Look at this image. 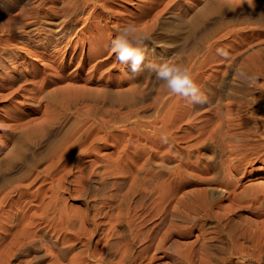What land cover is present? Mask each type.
<instances>
[{
	"label": "rangeland",
	"instance_id": "obj_1",
	"mask_svg": "<svg viewBox=\"0 0 264 264\" xmlns=\"http://www.w3.org/2000/svg\"><path fill=\"white\" fill-rule=\"evenodd\" d=\"M165 1L110 0L90 27L82 18L92 6L84 0H0L4 37L42 36L57 28L46 24L50 18H81L63 40L77 32L68 52L51 59L26 57L28 46L18 43L24 48L16 63L30 74L15 82L23 85L18 95L0 100V264H264V26L250 17H202L193 36L174 40L162 25L185 22L181 12L198 5ZM129 24L155 44L170 42L155 58L150 44L148 61L188 67L208 102L190 104L153 72L133 75L117 61L111 41ZM76 49L84 62L80 53L70 57ZM59 69L86 93L78 112L68 95L56 103L38 95L56 86L41 83L42 75L53 79ZM43 105L61 119L62 143L40 154ZM7 123L18 126L8 130ZM44 169L57 173L45 177Z\"/></svg>",
	"mask_w": 264,
	"mask_h": 264
},
{
	"label": "bare ground",
	"instance_id": "obj_2",
	"mask_svg": "<svg viewBox=\"0 0 264 264\" xmlns=\"http://www.w3.org/2000/svg\"><path fill=\"white\" fill-rule=\"evenodd\" d=\"M110 0H84V3L91 5L92 9L91 11H89L88 15H86L85 17H83V25H87L92 27L91 25H89V18L90 17H102L103 14H106L108 11V4H109ZM126 1V0H125ZM165 1V0H164ZM185 1V0H184ZM197 2L198 7L194 10L191 11L189 8L186 7V9L181 12V16L179 17H188L187 20L185 22H169L166 23L164 25H162V33H166L163 35H167L169 36V38L174 39V40H178V37L182 35V32H184L183 36L184 37H188V35H190L192 33L193 36V32L195 31V29H197V27L202 23V17H250L252 19L255 20V22L260 23L259 26H264V0H195ZM161 2V1H160ZM167 1H165V3L163 5H161V7L159 9H157L156 11H154V13L152 14V17H157L161 10L165 8ZM170 2V1H169ZM192 2V1H191ZM152 4V3H151ZM162 4V3H161ZM169 4V3H168ZM192 5V4H191ZM155 6V5H154ZM188 6V5H187ZM81 7V6H80ZM100 7L99 11L96 15L92 16L93 10ZM185 7V6H184ZM148 8V7H147ZM192 8V6H191ZM193 10V9H192ZM152 11V10H151ZM143 12V11H141ZM80 13V12H79ZM151 14V13H150ZM135 17V16H132ZM64 18V19H63ZM61 18V20H53V18H50L51 20L46 23L49 24L51 26H57V28H54V30H50L48 33L42 35V36H38V35H33V36H27V35H9V36H1L0 35V100L1 99H9L10 97H14L16 95L19 94L20 90L22 89V84H17L15 85V82L19 81V80H23L24 82L27 80L25 78L26 74H30L29 70H25L22 69V67L24 66H20L16 63L17 58L20 57L21 51L20 53L18 52L19 49L24 48L23 46H21L22 44L25 46H28V48H26L25 50V56L29 57V56H35L38 60H44V59H51L52 57H55V54H63L65 51H67V47L69 46L71 39L76 38L77 36V32L72 36H69V40L66 39V42L63 43V40L65 37L68 38L67 35H71L72 33V26L74 24V22L76 20H79L81 18H74V20L72 19H68L65 17ZM71 18V17H70ZM247 20V19H246ZM253 20V21H254ZM97 21V20H96ZM183 21V20H181ZM39 22V21H38ZM37 22V23H38ZM46 22V21H45ZM245 22V20L243 21ZM31 23V22H30ZM33 23V22H32ZM36 23V24H37ZM92 23V22H91ZM185 23V24H184ZM204 23V22H203ZM45 24V23H44ZM250 24V23H249ZM255 24V23H254ZM252 25V23H251ZM32 26V24H31ZM30 26V27H31ZM47 26V25H46ZM149 26V25H148ZM36 26H32V28H30L31 30L34 28H36ZM248 27V26H247ZM251 28V27H249ZM29 29V30H30ZM111 29V28H110ZM201 29V27H200ZM32 30V31H33ZM36 30V29H35ZM93 30V29H92ZM144 30V29H143ZM143 30L141 29V31L143 32ZM198 30V29H197ZM203 30V29H202ZM250 30V29H249ZM75 32V31H74ZM88 32V30H87ZM89 32H91V29L89 28ZM93 32V31H92ZM245 32V31H244ZM247 32V31H246ZM250 32V31H249ZM248 32V33H249ZM198 33V32H197ZM196 33V34H197ZM201 33V31L199 32ZM110 34V33H109ZM32 35V34H30ZM204 35V34H203ZM240 35V33H239ZM190 36V37H192ZM95 37V36H94ZM109 37V36H108ZM78 38V37H77ZM83 38V37H82ZM153 38V37H152ZM150 38L151 40H146L145 41V46L147 48H152V46H154L151 49V56H153L155 58V56H157L158 51L159 50H164L166 51L167 49H169L170 46V42H163L161 43H157L155 44L157 41H160L159 39H156V42L154 39ZM68 40V41H67ZM162 41V40H161ZM77 42V40H76ZM108 42V41H107ZM18 43H20L21 45H19ZM63 43V44H62ZM72 43V42H71ZM185 44V42H183ZM105 44V43H104ZM151 44V45H150ZM172 44V43H171ZM175 44V43H174ZM179 44V43H178ZM177 44V45H178ZM187 44V43H186ZM245 44V43H243ZM90 46V45H89ZM182 46V45H181ZM245 46V45H244ZM179 47V46H178ZM195 47V46H193ZM236 47V46H235ZM61 48V50H59ZM70 47H68L69 50ZM189 48V47H188ZM262 48V47H261ZM5 49H9L8 53L5 52ZM82 49V48H81ZM171 49V48H170ZM178 49V48H177ZM181 49V48H179ZM192 49V48H191ZM200 49V48H199ZM210 49V48H209ZM234 49V47H233ZM260 49V48H259ZM237 50V49H236ZM240 50V49H239ZM238 50V51H239ZM258 50V49H257ZM261 50V49H260ZM258 50V54L259 51ZM177 51V50H176ZM68 52V51H67ZM80 53V55L82 56V61L84 62L85 59L83 57V51L82 50H73L71 52L70 57L71 58H76V56H78ZM91 53H93V49L92 48H88V60L91 59ZM255 53H257V51L255 50ZM58 56V55H57ZM63 56V55H62ZM35 58V59H36ZM55 59V58H54ZM53 60V59H52ZM23 61H25V64L28 63L29 65V61L23 59ZM46 61V60H45ZM48 61V60H47ZM46 61V62H47ZM107 61V60H106ZM49 62V61H48ZM82 62V63H83ZM156 62V61H155ZM94 63V62H93ZM96 63V62H95ZM51 64V63H50ZM22 65V64H21ZM53 65V63H52ZM92 66V70L91 72L89 71V75H87V78H94L93 75H95V71H96V64H91ZM90 66V67H91ZM26 67V65H25ZM81 68V67H80ZM33 69V68H32ZM39 70V68L37 69ZM98 70V69H97ZM78 71V70H77ZM47 72V71H46ZM43 74V73H42ZM54 74V72H53ZM52 74V75H53ZM99 74V73H98ZM32 76V74L30 75ZM29 77V76H28ZM47 73L46 75H42L41 77V83L44 81V85H46L48 82H50L49 84H53L55 83L56 86L46 89V91H41V89L38 90V95H40L42 93L41 96L43 97H48L50 99V101L54 102V101H58V97H60V99H64L66 97V95H68L69 97H66L65 100H73L75 101L74 107L76 112H78V107L76 106V103L78 102L79 99H81L84 95L86 96V93H82L80 92V88H78L77 85H75L74 83L77 82L75 81L76 78H72L69 77V81H65L64 82V78L65 75L63 74V70L59 69L58 73L55 74L53 79H49L47 80ZM97 78V77H96ZM26 79V80H25ZM92 79L88 80V83L94 82ZM47 80V82H46ZM67 80V76L66 79ZM30 81V80H29ZM37 82V81H36ZM39 82V81H38ZM35 83V82H34ZM87 83V81H86ZM80 84V83H78ZM37 85V84H36ZM34 85V89L36 88ZM87 85V84H86ZM33 87V86H32ZM44 87V86H43ZM80 87V86H79ZM27 88V87H26ZM31 88V87H30ZM46 88V87H45ZM90 89V88H89ZM96 89V88H95ZM107 89V88H106ZM130 89V88H129ZM27 90V89H26ZM32 91V89H30ZM37 90V88H36ZM45 90V89H44ZM86 90V89H85ZM88 90V89H87ZM93 90V89H92ZM81 91H82V87H81ZM104 91V90H103ZM36 92V91H35ZM131 92V91H130ZM22 93V92H21ZM99 94V93H98ZM103 94V93H102ZM93 95V96H92ZM91 95V92L87 93V96L90 97L92 96V100L94 99V94ZM39 97V96H38ZM45 99V98H44ZM88 99V98H87ZM39 100V99H38ZM37 100V101H38ZM41 100V99H40ZM89 100V99H88ZM56 101V102H57ZM94 101V100H93ZM98 101V100H96ZM26 102V101H25ZM48 102V101H47ZM54 102V103H56ZM66 102V101H65ZM37 103V102H36ZM50 102H48L49 104ZM67 103V102H66ZM66 103H62L61 102V109L65 110L66 108ZM99 103V102H98ZM106 103V102H105ZM29 104V103H28ZM34 104V103H33ZM53 104V103H52ZM37 105V104H36ZM42 105V104H41ZM80 105V104H79ZM83 105V103H82ZM90 105V104H89ZM96 105V104H95ZM44 107V105H43ZM100 107V106H99ZM45 108V107H44ZM47 109H48V113H50L51 111L54 112V109H49V105H47ZM43 109L42 112V118L38 125L40 127H42L38 133L40 136L39 141H37V143L39 142V144L41 143V140L43 138L46 139V145L43 144L45 147L43 148V150L37 151L40 154L44 153V152H48V151H54L56 149H58V144H60L59 142L62 143V140L57 141V139L59 137H61V135H59L60 131L58 129L57 126L60 125L61 119H59V117H55L51 115H48L46 113V110ZM60 109V108H59ZM84 109V108H83ZM35 110V109H34ZM56 110V109H55ZM87 110V108H86ZM6 111V110H5ZM61 111V110H60ZM59 111V113H60ZM91 111V112H90ZM105 111V110H104ZM4 112V111H3ZM52 112V113H53ZM56 112V111H55ZM54 112V113H55ZM64 112V111H63ZM106 112V111H105ZM87 113V112H86ZM85 113V114H86ZM89 113H92V107L89 109ZM3 114V113H2ZM9 112L7 113V120H9L10 118L13 117V115H8ZM30 114V113H29ZM84 114V113H83ZM53 115V114H52ZM88 115V114H87ZM11 116V117H9ZM40 116V117H41ZM58 116V114H57ZM93 116V115H91ZM39 118V117H38ZM61 118V117H60ZM77 119V118H76ZM101 119V118H100ZM103 119V118H102ZM35 120V119H34ZM33 120V121H34ZM103 121V120H102ZM28 122V120H27ZM9 125L8 130H14L15 126H18L17 124H5V126ZM112 125V124H111ZM21 126V125H20ZM24 126V124H23ZM76 126V125H75ZM79 126V125H78ZM62 127V126H61ZM77 127V126H76ZM88 127V126H87ZM106 130H108L109 126H106ZM5 128V127H4ZM38 128V127H37ZM82 128V127H81ZM81 132V131H80ZM88 132V130H87ZM128 132V131H127ZM75 135V134H74ZM80 135V134H79ZM108 135V133H107ZM83 137V135H82ZM81 137V138H82ZM106 137V136H105ZM79 138V140L81 139ZM78 140V139H77ZM95 140V139H94ZM43 141V140H42ZM76 141V140H75ZM93 141V140H92ZM106 141V139H105ZM75 143V142H74ZM103 143V141H102ZM41 145V144H40ZM106 145V143H105ZM39 146V145H38ZM64 147V146H63ZM66 147V146H65ZM70 147V144H69ZM96 147V146H95ZM23 148V147H22ZM21 149V148H20ZM15 152V151H14ZM62 153V152H61ZM51 154V153H50ZM74 154V153H73ZM60 155V154H59ZM25 157V156H24ZM49 157V156H48ZM14 158V157H13ZM58 161H60L62 158H60V156L58 157ZM72 158V157H71ZM109 158V157H108ZM57 160V159H56ZM12 161V160H11ZM79 162V161H78ZM8 163V161H7ZM58 163V162H57ZM60 163V162H59ZM3 164V161H2ZM5 164V162H4ZM53 163H50L49 165L52 166ZM55 164V163H54ZM71 164V163H70ZM7 165V164H6ZM56 165V164H55ZM2 167V166H1ZM0 167V168H1ZM49 167V166H48ZM47 167V168H48ZM46 168V169H47ZM52 169V168H51ZM54 169V168H53ZM45 170V169H44ZM68 170V169H67ZM41 171V170H40ZM43 171V170H42ZM44 171V175L45 177H52L53 174L57 173L56 171ZM64 172V169H63ZM67 172V171H66ZM65 173V172H64ZM39 174V173H38ZM70 174V173H69ZM85 174V173H84ZM62 174H60V176H62ZM66 175V174H65ZM54 177V176H53ZM62 177H60L61 179ZM1 202V201H0Z\"/></svg>",
	"mask_w": 264,
	"mask_h": 264
},
{
	"label": "clouds",
	"instance_id": "obj_3",
	"mask_svg": "<svg viewBox=\"0 0 264 264\" xmlns=\"http://www.w3.org/2000/svg\"><path fill=\"white\" fill-rule=\"evenodd\" d=\"M148 39L150 36L147 33L142 32L136 25L129 24L111 41V52L115 54L117 61L130 68L131 74L137 75L147 69L155 74L156 80L162 82L170 94L179 96L193 105L207 103V95L197 84L188 67L171 60L163 63L148 61L149 49L145 46ZM216 51L225 59L230 57L226 48H218ZM237 75L242 77L244 73L237 69ZM161 139L167 142L166 136Z\"/></svg>",
	"mask_w": 264,
	"mask_h": 264
}]
</instances>
